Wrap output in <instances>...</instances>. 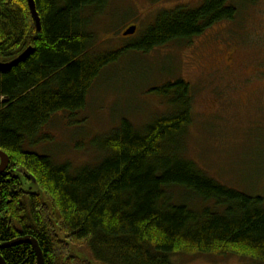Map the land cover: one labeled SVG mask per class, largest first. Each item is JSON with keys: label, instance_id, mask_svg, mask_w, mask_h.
I'll return each mask as SVG.
<instances>
[{"label": "trees", "instance_id": "16d2710c", "mask_svg": "<svg viewBox=\"0 0 264 264\" xmlns=\"http://www.w3.org/2000/svg\"><path fill=\"white\" fill-rule=\"evenodd\" d=\"M109 1L34 0L37 32L26 0H0V62L33 50L0 72V151L9 158L0 175V245L30 236L43 264H92L70 255L69 245L83 248L94 264H174L177 256L264 264V198L217 183L182 156L192 121V90L182 79L149 89L169 105L166 115L141 129L122 119L95 137L91 145L104 156L94 167L72 172L67 163L23 150L54 114L82 110L100 71L122 57L121 50L89 53L93 38L84 16L102 13ZM230 2L158 10L128 52L189 45L234 20ZM29 176L38 192L23 188L22 181L32 184ZM0 256L6 264H36L27 244L0 249Z\"/></svg>", "mask_w": 264, "mask_h": 264}, {"label": "rangeland", "instance_id": "374dc122", "mask_svg": "<svg viewBox=\"0 0 264 264\" xmlns=\"http://www.w3.org/2000/svg\"><path fill=\"white\" fill-rule=\"evenodd\" d=\"M202 1L110 0L102 13L87 12L86 32L93 38L89 53L121 50L122 57L100 71L82 110L74 115L54 114L38 140L26 142L23 150L49 156L55 164L67 163L72 172L94 167L104 153L92 147V140L107 134L122 119L141 129L166 115L169 105L149 94V89L182 79L192 90V121L186 130L183 158L223 186L264 198V0H231L238 11L234 20L209 28L189 45L172 43L146 54L128 52L127 47L154 22L158 10L191 9ZM130 26H136L135 34L124 37L123 31ZM259 70L263 74L258 79L255 72ZM23 187L30 186L23 182ZM33 191H37L35 186ZM44 200L48 202L45 196ZM69 254L94 264L83 248L69 245ZM173 262L253 263L236 256H177Z\"/></svg>", "mask_w": 264, "mask_h": 264}, {"label": "water", "instance_id": "95a60500", "mask_svg": "<svg viewBox=\"0 0 264 264\" xmlns=\"http://www.w3.org/2000/svg\"><path fill=\"white\" fill-rule=\"evenodd\" d=\"M26 2H27V6L29 9L32 21L35 26V30L38 32L40 31L41 26H40V18L36 11L34 0H26ZM135 32H136V26H130L122 33V35L124 37H128V36L134 35ZM32 51H33L32 48L29 47L25 51H23L19 56H17L15 59L9 62H6V63L0 62V72L9 71L11 68L17 66L19 63L24 62L30 56ZM8 165H9L8 156L4 152L0 151V175L3 174L7 170ZM29 178H31V182H32V184L29 185L31 188L30 187L28 189H25L24 187L23 188L29 192H38L39 189L35 184V180L31 176H29ZM23 182L24 181H22V183ZM34 186L36 187L37 191H33ZM42 200L45 202V204L48 205V202L44 200V197L42 198ZM21 244H27L33 249L35 257H36V264H43V255L38 246V243L36 242L34 238L30 236L19 237L12 241L2 243L0 245V249H8V248L15 247ZM0 264H6L1 256H0Z\"/></svg>", "mask_w": 264, "mask_h": 264}, {"label": "flooded vegetation", "instance_id": "af4514ba", "mask_svg": "<svg viewBox=\"0 0 264 264\" xmlns=\"http://www.w3.org/2000/svg\"><path fill=\"white\" fill-rule=\"evenodd\" d=\"M222 63H223V64H225V65L227 66V69H229V68H230V67H229V66H230V64H229V65H227V63H226V62H224V61H222ZM263 65H264V63H261V67L264 69ZM256 73H257V77H259L260 75L262 76V74H263V72H262V71H260V70H259V71H257ZM248 80H249V79H248Z\"/></svg>", "mask_w": 264, "mask_h": 264}, {"label": "bare ground", "instance_id": "6f19581e", "mask_svg": "<svg viewBox=\"0 0 264 264\" xmlns=\"http://www.w3.org/2000/svg\"><path fill=\"white\" fill-rule=\"evenodd\" d=\"M125 30H126V29H125ZM125 30H124V31H125ZM124 31H123V32H124Z\"/></svg>", "mask_w": 264, "mask_h": 264}]
</instances>
